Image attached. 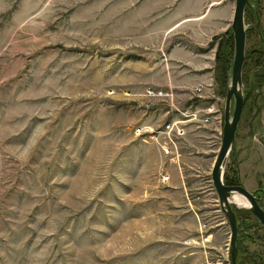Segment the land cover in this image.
Returning <instances> with one entry per match:
<instances>
[{
    "label": "rangeland",
    "instance_id": "374dc122",
    "mask_svg": "<svg viewBox=\"0 0 264 264\" xmlns=\"http://www.w3.org/2000/svg\"><path fill=\"white\" fill-rule=\"evenodd\" d=\"M251 2L249 101L224 176L264 203V0ZM234 11L235 0H0V264H231L212 168ZM238 227L241 264H264V226L249 215Z\"/></svg>",
    "mask_w": 264,
    "mask_h": 264
},
{
    "label": "water",
    "instance_id": "95a60500",
    "mask_svg": "<svg viewBox=\"0 0 264 264\" xmlns=\"http://www.w3.org/2000/svg\"><path fill=\"white\" fill-rule=\"evenodd\" d=\"M247 8L253 9L251 0H235V11L231 24L235 43L234 60L226 96L225 123L223 128L222 144L212 168V180L214 188L218 194L219 205L221 210L225 214L231 228V237L229 243V255L231 264H239V248L237 246L239 227L235 209L243 207L238 206L237 204L232 202L231 198L234 193L242 195L247 200L248 206H244V208L253 213L259 220V222L264 226V208L259 203L257 196L241 184L227 185L224 181V166L226 164L228 156L230 155L234 147L236 133L245 107L243 69L246 59L247 27L245 24V13ZM255 14L257 18L256 27L260 28L261 19L259 12L256 11ZM256 69L264 70V67H257ZM257 85L261 87V84ZM258 96L259 94L255 99L256 111L252 118V122L261 111V108L258 104ZM232 103H234L233 111ZM252 122L250 123L251 127ZM260 140L264 143L261 137Z\"/></svg>",
    "mask_w": 264,
    "mask_h": 264
},
{
    "label": "trees",
    "instance_id": "16d2710c",
    "mask_svg": "<svg viewBox=\"0 0 264 264\" xmlns=\"http://www.w3.org/2000/svg\"><path fill=\"white\" fill-rule=\"evenodd\" d=\"M246 11L248 13L250 12L253 16L255 15V13L253 14L251 8H247ZM234 50H235L234 38H233L232 32L230 31L229 34L227 36H225V38H223V41L221 43V46H220V49H219L218 55H217L218 56V59H217V61H218V72L220 73V77L222 76L224 78V81H226V83H227V80H228V73H229V70L231 68V63H232V59H233V55H234ZM255 58L256 59H255L254 66L255 67L261 66L262 65V61H263V58L260 57V55L256 56ZM258 73H261V74L264 75V71H258ZM226 83L225 84L223 83V85L228 88V86H226ZM251 88L252 89H256L257 87L255 85H252ZM246 91L247 90L245 88V107H246V105L248 104V101H249V93H248V91L247 92ZM252 107H254V106L251 105V108ZM224 181H225V183L227 185L239 184V178L234 177V176H230L227 173L224 176ZM261 204L264 206L263 203H261ZM235 211L237 213V209H235ZM241 213H240V215L239 214L237 215V218L238 217L239 218L245 217L247 219V218H249V215H252V216L255 217V215L253 213H251L247 209L245 211H242ZM239 218H238V223H239ZM238 240H239V238H238ZM245 250H246V248L243 249V246L242 247L240 246V252H241V254L239 253V259H238L239 262L241 261L242 256L243 257L245 256V254L247 252ZM243 253H245V254H243ZM245 263L246 264H251V261L245 260ZM240 264H241V262H240Z\"/></svg>",
    "mask_w": 264,
    "mask_h": 264
},
{
    "label": "bare ground",
    "instance_id": "6f19581e",
    "mask_svg": "<svg viewBox=\"0 0 264 264\" xmlns=\"http://www.w3.org/2000/svg\"><path fill=\"white\" fill-rule=\"evenodd\" d=\"M231 200L233 203L237 204L238 206H243V207L248 206L247 200L242 195H239L238 193H234Z\"/></svg>",
    "mask_w": 264,
    "mask_h": 264
},
{
    "label": "flooded vegetation",
    "instance_id": "af4514ba",
    "mask_svg": "<svg viewBox=\"0 0 264 264\" xmlns=\"http://www.w3.org/2000/svg\"><path fill=\"white\" fill-rule=\"evenodd\" d=\"M247 90V89H246ZM244 110H245V107H244ZM257 196V195H256ZM257 198H258V201H259V203L261 204V203H263L262 201H261V199H259V197L257 196ZM264 204V203H263ZM262 205V204H261ZM262 207L264 208V206L262 205ZM238 219V218H237ZM239 252H240V250H239Z\"/></svg>",
    "mask_w": 264,
    "mask_h": 264
},
{
    "label": "built area",
    "instance_id": "2783aa9c",
    "mask_svg": "<svg viewBox=\"0 0 264 264\" xmlns=\"http://www.w3.org/2000/svg\"><path fill=\"white\" fill-rule=\"evenodd\" d=\"M168 179H169L168 176H165V177H164V180H165V181L168 180Z\"/></svg>",
    "mask_w": 264,
    "mask_h": 264
},
{
    "label": "crops",
    "instance_id": "0c3cea01",
    "mask_svg": "<svg viewBox=\"0 0 264 264\" xmlns=\"http://www.w3.org/2000/svg\"><path fill=\"white\" fill-rule=\"evenodd\" d=\"M250 190V189H249Z\"/></svg>",
    "mask_w": 264,
    "mask_h": 264
}]
</instances>
